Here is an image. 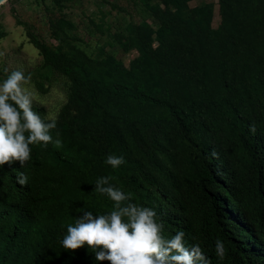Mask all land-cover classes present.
I'll list each match as a JSON object with an SVG mask.
<instances>
[{
  "label": "trees",
  "instance_id": "16d2710c",
  "mask_svg": "<svg viewBox=\"0 0 264 264\" xmlns=\"http://www.w3.org/2000/svg\"><path fill=\"white\" fill-rule=\"evenodd\" d=\"M168 30L186 38L197 54L190 84L168 66L181 84L175 90L179 104L162 80L158 89L148 79L127 86L91 77L42 45L45 60L70 72L83 89L84 122L98 124L104 143L96 144L84 126L69 130L59 123L52 135L64 144L32 145L29 164L0 168V264H109L96 261L87 245L72 251L61 243L66 226L82 212L112 210L113 202L95 191L96 180L105 176L130 192L134 203L154 209L165 235L183 230L186 246L199 244L210 264H264V78L251 70L246 92L260 110L243 109L224 95L230 85L223 78L224 61L210 63L189 35L173 25ZM214 52L206 55L219 57ZM204 101L208 113L201 109ZM138 124L144 129L176 126L181 166L169 139L160 146L162 160L151 149L136 157L124 133L136 135ZM109 154L123 156L125 163L111 168L105 163ZM19 173L28 177L25 186L16 181ZM217 239L226 248L222 261L215 253Z\"/></svg>",
  "mask_w": 264,
  "mask_h": 264
},
{
  "label": "rangeland",
  "instance_id": "374dc122",
  "mask_svg": "<svg viewBox=\"0 0 264 264\" xmlns=\"http://www.w3.org/2000/svg\"><path fill=\"white\" fill-rule=\"evenodd\" d=\"M172 25L202 47L210 63L224 61L228 101L259 112V102L246 91L251 70L257 69L264 78V0H6L0 5V81L17 69L31 74L34 110L42 118L58 113L57 124L69 130L86 127L93 141L102 145L98 124L84 122L88 108L83 89L70 72L59 71L45 60L42 45L91 77L121 80L127 86L148 79L158 89L162 80L179 104L175 90L180 91L181 84L168 66L190 84L198 62L187 39L168 30ZM207 50L219 57H208ZM191 88L198 94L195 86ZM207 107L204 101V113ZM137 127L136 135L124 133L126 141L134 144L136 157L151 149L162 160L160 146L169 139L171 153L181 166L184 155L176 126ZM57 138L65 143L62 137L53 139Z\"/></svg>",
  "mask_w": 264,
  "mask_h": 264
},
{
  "label": "clouds",
  "instance_id": "9594fccd",
  "mask_svg": "<svg viewBox=\"0 0 264 264\" xmlns=\"http://www.w3.org/2000/svg\"><path fill=\"white\" fill-rule=\"evenodd\" d=\"M31 79V74L17 69L0 81V168L15 162L23 167L31 159L32 145H62L52 135L59 114L42 118L34 110L36 93ZM105 163L118 169L125 159L109 154ZM111 180L110 176L99 177L95 191L113 202L112 210L99 215L82 212L66 226L61 241L65 249L75 251L87 245L94 250L96 261L109 264H210L199 244L186 246L183 230L165 235L164 223L158 220L156 211L134 203L132 194L116 187ZM16 181L25 186L28 177L19 173ZM215 253L219 260H224L226 248L219 239Z\"/></svg>",
  "mask_w": 264,
  "mask_h": 264
},
{
  "label": "water",
  "instance_id": "95a60500",
  "mask_svg": "<svg viewBox=\"0 0 264 264\" xmlns=\"http://www.w3.org/2000/svg\"><path fill=\"white\" fill-rule=\"evenodd\" d=\"M3 1H6V0H0V3L3 2Z\"/></svg>",
  "mask_w": 264,
  "mask_h": 264
},
{
  "label": "bare ground",
  "instance_id": "6f19581e",
  "mask_svg": "<svg viewBox=\"0 0 264 264\" xmlns=\"http://www.w3.org/2000/svg\"><path fill=\"white\" fill-rule=\"evenodd\" d=\"M3 2H5V1H3ZM3 2H1L0 5H1Z\"/></svg>",
  "mask_w": 264,
  "mask_h": 264
}]
</instances>
